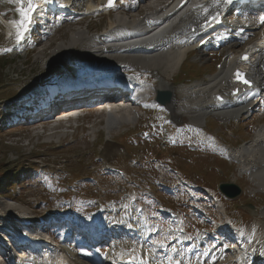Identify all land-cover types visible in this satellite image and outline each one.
I'll use <instances>...</instances> for the list:
<instances>
[{
	"label": "rangeland",
	"instance_id": "rangeland-1",
	"mask_svg": "<svg viewBox=\"0 0 264 264\" xmlns=\"http://www.w3.org/2000/svg\"><path fill=\"white\" fill-rule=\"evenodd\" d=\"M92 1L49 0L56 7L71 5L69 9L73 15L46 39L40 28L35 29L38 33L30 34L28 31L24 35L27 41L22 44L7 42L17 35V25L9 12L13 0H0V226L4 220L13 221L14 218L59 221V208H64L80 216L79 220L95 219L100 225L112 224L110 227L125 228V225L138 223L140 214L147 221V215L137 207L144 206L153 231H159L155 239H149L144 244L132 239L137 244L134 248L130 246L131 251L135 252L138 248L136 254L140 255L142 263L153 257L151 249H157L154 259L144 261V264H168L171 256L170 259L167 256L158 259L156 255L162 257V245L168 244L170 250L176 243L161 238L162 233L172 232L173 229L182 232L181 224L190 238L201 239L203 249L214 250V238L203 236V231L199 229L203 227L201 220L205 219L209 222L219 219L224 224L231 221L238 226L234 227V232L240 229L246 238L256 230L255 234L263 239L255 244L264 243V224L252 215V212L259 213L264 208V193L248 174L240 172L238 162L230 163L218 155L213 147V142L232 148V152L246 147L254 139L256 125L259 122L264 124V113L248 115V112L228 120L210 114L199 119L201 117L186 113L174 121L171 114L157 106L154 95H151L144 111L132 106L133 114L129 122L108 132L106 114L102 111L84 113L78 122L58 123L55 117L52 122L47 121L46 111H40L41 106H37L40 112L34 117L38 119L34 123V119H30L33 114L26 113L34 106L26 110L16 103L28 97H32L30 102L42 98L39 89L47 88L50 84L58 87L62 83L71 85L79 79L101 74L108 63L101 65L91 53L114 44L99 43L101 35L108 32L114 38V29H123L117 27L119 22L125 25L131 23L124 27L130 28L151 8L141 0L136 10L127 11L126 4L130 3L127 1L125 5H118L123 8L120 13L110 16L96 13L85 16L80 23L69 24L73 18L82 17L85 8L93 6ZM167 1L151 0V5L157 2L154 5L159 6ZM244 42L236 48L240 49ZM193 46L188 43L183 47L187 54L174 70L162 62L158 63L157 73L174 86L178 100L185 97L182 88L207 83L220 71L216 65L222 64L225 59V50L194 51ZM115 64L109 66L129 70L132 76L141 79L149 68L128 63ZM74 124L78 126L76 130ZM158 148L165 150L159 156L168 157L160 160L163 163L154 159ZM183 182L194 186V193L185 198L188 203L181 202L179 198L184 195L181 189ZM221 183H233L241 188L242 193L232 200L226 199L217 192V184ZM93 209L99 211L92 213ZM136 209L142 212L138 214ZM165 237L168 235L165 234ZM178 239L179 242L186 237ZM116 244H120V241H116ZM121 250L116 247L111 251L97 248L83 257L91 264H103V260L112 257L125 258L128 251L124 247ZM119 251L122 253L118 254Z\"/></svg>",
	"mask_w": 264,
	"mask_h": 264
},
{
	"label": "bare ground",
	"instance_id": "bare-ground-1",
	"mask_svg": "<svg viewBox=\"0 0 264 264\" xmlns=\"http://www.w3.org/2000/svg\"><path fill=\"white\" fill-rule=\"evenodd\" d=\"M173 1L174 0L167 1V3H162V5H159V7L160 6L161 7L157 9L158 4L157 6L154 5L157 2H154V4L152 2L153 6H156L155 8H153V6L151 5V0H144V4L146 3L148 8L151 7L152 10L150 8V10L147 11L148 13H146L143 17H141L138 20L136 19L137 21L136 22L134 21L135 25H132L131 27L135 28V33H136V27H138L140 30L149 28V26H154V28L152 29L149 28V31L146 33H142V34L139 33V35L135 36L136 40L134 42L128 43L129 45L131 44L136 45L133 50H128L127 49L128 44H125L120 49H113L112 46H108L105 49L96 50L93 53H91L93 57L95 58L96 62L101 63V65H105L108 63V65L104 66L101 74H95L94 76H90L89 78H85L83 80L79 79L75 81L73 84H71L72 87H78L77 85H85V84L91 85V86H100L102 85V83L106 84L112 80L110 75H112L113 71L122 70L121 68H118V69L111 68L109 65L111 64L114 65V63L116 64L117 63H128V65L129 64L136 65L141 68L149 67L147 70H145L146 74L144 75V77L142 75L143 77L142 80L145 82H149L150 84V88L146 90L144 93V96L147 99H149L151 95H154V90H156V88L160 90H164V91H170L172 93L173 99L171 103L169 104V111L171 112V116L174 119V121L179 120V117L182 114H186V113L188 114L192 113L197 118L201 117L199 119H202L207 114H210L211 116L214 115L215 117L217 116L218 118L220 117L226 120H228L230 117L237 118V117H241L242 115H245V112L243 113V111L245 107H247V104H244V101L246 100L247 95H244L243 98H233L230 95L229 90L232 89V86H230V83H232L234 69L243 67V63L238 58L237 53L239 51L241 52V50L246 45L249 44V41H252L250 39L254 34L253 29L245 28V27L243 28H238V27H233V26L230 27V24H229L228 27H224L227 33H225L224 29H217L218 27H216L217 30L214 29L210 32H205L204 34L198 36L197 39L195 40L196 42L202 40L204 37L209 35L211 32L216 31L217 33L216 36L211 38L209 43L211 42L214 43L213 48L215 49L225 50L223 52V54L225 55V59L221 64L220 71L214 77L210 78L207 81V83L204 82L202 83L203 85L201 84L195 85L193 87H190L189 89L183 90L182 88L181 91L184 92L185 97L178 100L177 97H175L174 86H172L169 83L168 79H166L164 76H161L160 74L157 73V67L159 65L158 63L159 62L164 63V65L170 68L171 70H174L177 67V65L181 63V59L183 58V56L187 54V51L183 50V47H185V45L188 44L189 41H191L194 38V35L197 34V33L191 34V30L192 28H195L196 32H199L201 30V26L199 25V23L203 21V18L206 15L205 13L211 14V15L215 14L216 16L218 14L222 15L224 13L225 19H228V20L231 19V14L227 12L226 10H224V7L222 6V0L219 5L215 3V0H208L207 2L201 5L189 7V9H186V10H181L180 15H177L176 14L177 12H175L171 16L167 17L166 14L174 12L177 4L181 0H175L176 4L173 7H171L173 5L172 4ZM139 2H141V0H138L135 3H131L127 11H132L130 9L136 10L139 5ZM64 5L65 4H63L61 8L63 10L66 9ZM45 6L47 8L50 7L49 2L46 4L41 3L36 11L42 17L44 16L43 12L47 9ZM87 9H90L91 12H94V13L96 12L95 10H93L95 9L93 6L91 8L90 6H88ZM122 10L123 8L118 7L116 9L110 10L108 14L110 16L113 14L120 13L122 12ZM127 11L125 13H128ZM40 18H41L40 16H37L36 20H39ZM242 18L243 17H241V19ZM82 19H84V17L71 20L69 21V24L71 23L76 24L78 22L80 23ZM149 19H154L156 23L152 25L149 24L148 23ZM244 21L246 22L247 20H244ZM125 24L126 23L119 22L117 27H120V28L123 27L124 29V27H128V25H131V23L128 25H125ZM37 27L39 28V26ZM59 27H61V24L57 28L59 29ZM55 29L56 28L50 27L49 35H52ZM36 32L38 33V30H35V33ZM231 33H234V34L231 35ZM245 40L248 43L245 42L244 46L240 47V49L236 48L241 44V42ZM123 43H126V42H123ZM209 43L204 48H207L208 46H210ZM233 47H234V50L232 51ZM128 72L130 71L128 70ZM250 72L254 76L255 81H258V83L262 85V77H264L263 76L264 59L259 64L251 65ZM55 87H58V85H56ZM84 89L85 88H82L79 92L77 93L74 92V94H72L73 92L69 93L72 95L67 97V99L70 101H73L76 99L84 98L85 94L87 93V90L83 91ZM50 90H51L50 87L47 86V90L46 91L42 90V91L47 92L49 94ZM217 94L224 95V98H225L224 102L219 103L215 100V96ZM51 98L52 96L46 98L45 100H42L41 103L37 102V105L36 106L34 105V108L30 109L27 112L38 111L39 108L36 109L37 106L38 107L41 106V109H42L43 105L47 104V102L50 101ZM111 102H112L114 111L113 113L105 116V125H106V129L108 132L114 129H118L121 126L127 124V122H129L130 117L133 114L131 111V107L133 106L131 101L123 103V104H126L127 107H122V108H121L122 103L121 101H119L118 97L112 98ZM96 104H101V103H96ZM101 107H102L101 105L95 106V108H100V109ZM67 112H72V109L67 110ZM67 112H63V113L67 114ZM64 115L62 114L60 116H64ZM54 117L55 116L53 115L52 118H50V120H52ZM217 149L220 155H222L223 157H226L227 159H229V161L235 162V163L238 162L240 166V172L248 174V176L250 177L251 181L255 184V186H257L260 189V191L264 193V124H260L259 122L256 125L254 139L246 147H242L240 150L237 149L238 151H233V152L231 151L233 150L232 148L227 147L225 145L224 146L217 145ZM252 215L255 216L256 218H259L262 224H264V208H262L259 211V213L257 211L255 213L252 212ZM62 218L59 219V221L54 220L52 222H55V224L59 223L63 220ZM13 221L10 219L4 220L3 222L7 225V227L2 226V228L10 232L14 231L16 225L13 223ZM47 222H51V221H46V223ZM90 225L92 228H95L92 222H90ZM133 230L136 231L140 243L144 244L145 240L142 238V232L140 231V228L137 227L136 229L135 226H133ZM173 232L174 234H176L173 240L174 244L176 243V245L172 246V248L168 250V254L165 255L168 257V259H170V256H171V259H170L171 262L167 261L168 264L169 263L170 264H175V263L177 264H227L229 257L221 253L220 250L217 249V247L213 248L214 250H210V251L203 249L204 245L201 242L200 238L193 240L189 244H187L186 242H183V243L180 241L178 242L179 240L178 238L180 237V232L178 230L177 231L173 230ZM255 233H256V230L254 231L253 235H250L247 237L248 240L245 243H246L248 250H252L254 246L256 245L255 243H257V241L262 242L263 237L257 236ZM209 237L214 238L212 234L209 235ZM125 243L126 244L122 245V247L126 249V252L128 251L127 255L125 254L126 257L125 258L123 257L122 259L119 258L120 259L119 261L115 260L116 263L114 262L113 264H123L124 262L126 264V262L128 261H131V264H136L137 261H140L142 263V261L140 260V255L136 254V252L139 251L137 250L138 248L134 250L135 252H133L131 251V247L129 244L130 241H126ZM178 243H181V245H179ZM129 247H130V251L128 249ZM222 249H223V246H222ZM257 249L262 250L264 252V243H259V245L257 246ZM253 250H256V249H253ZM54 254L55 252L53 253V255ZM121 256H123V254H121ZM45 257L47 258V260L45 261V264H53L52 260L49 259L50 257L49 252L45 254ZM54 259L60 260L58 261L59 264H69V261H66L63 258L54 257ZM36 260L38 263H41L40 259H36ZM3 261H5L6 263V260L4 259H2V261L0 262H3ZM144 261L149 262V259H146ZM144 261L142 264H144ZM80 263L83 264V262H80Z\"/></svg>",
	"mask_w": 264,
	"mask_h": 264
},
{
	"label": "snow or ice",
	"instance_id": "snow-or-ice-1",
	"mask_svg": "<svg viewBox=\"0 0 264 264\" xmlns=\"http://www.w3.org/2000/svg\"><path fill=\"white\" fill-rule=\"evenodd\" d=\"M18 2L21 5H24L26 2L27 7H21L19 9V15H20V20L17 22V35H16V42L20 43V41H22L24 39V35L25 33H27L28 31H30V26L31 24L34 22L33 21V14L37 11V8L39 7V5L41 3H48L49 0H18ZM221 2V0H215V3L217 5H219ZM233 2V0H223L224 4H231ZM114 5V0H108V7H113ZM212 20H215L217 22H219L218 20V15L217 16H213L211 18ZM260 22L261 24H264V17L260 18ZM205 41H202V43ZM10 51V50H9ZM242 59H244L245 61L248 60V56L245 55L244 57H242ZM236 76V80L246 86H251V82L246 78L245 74H242L240 72H236L235 73ZM129 264H131V261L129 262Z\"/></svg>",
	"mask_w": 264,
	"mask_h": 264
},
{
	"label": "water",
	"instance_id": "water-1",
	"mask_svg": "<svg viewBox=\"0 0 264 264\" xmlns=\"http://www.w3.org/2000/svg\"><path fill=\"white\" fill-rule=\"evenodd\" d=\"M172 99L173 95L170 91H164L156 88V101L160 105L169 109V104L171 103ZM218 190L227 199H234L242 192L241 188L233 183H221L218 186Z\"/></svg>",
	"mask_w": 264,
	"mask_h": 264
},
{
	"label": "trees",
	"instance_id": "trees-1",
	"mask_svg": "<svg viewBox=\"0 0 264 264\" xmlns=\"http://www.w3.org/2000/svg\"><path fill=\"white\" fill-rule=\"evenodd\" d=\"M159 154H161V152H159L156 156L159 157ZM37 171H38V169H37ZM56 172H60V170H58V171L56 170ZM15 173H17V170L15 171ZM17 179H18V178H17ZM17 179H16V180H17ZM15 182H16V181H14V182L12 183V185H14ZM12 185H11V186H12ZM0 194H2V192H0Z\"/></svg>",
	"mask_w": 264,
	"mask_h": 264
}]
</instances>
